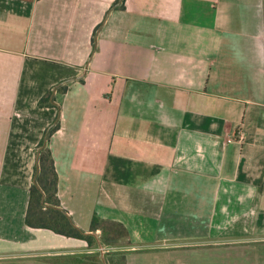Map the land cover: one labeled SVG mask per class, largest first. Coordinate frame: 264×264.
<instances>
[{
	"label": "crops",
	"instance_id": "crops-1",
	"mask_svg": "<svg viewBox=\"0 0 264 264\" xmlns=\"http://www.w3.org/2000/svg\"><path fill=\"white\" fill-rule=\"evenodd\" d=\"M116 1L0 0V264L103 247L25 222L56 124L55 208L123 264L264 263V0Z\"/></svg>",
	"mask_w": 264,
	"mask_h": 264
},
{
	"label": "trees",
	"instance_id": "trees-1",
	"mask_svg": "<svg viewBox=\"0 0 264 264\" xmlns=\"http://www.w3.org/2000/svg\"><path fill=\"white\" fill-rule=\"evenodd\" d=\"M123 7V5H121ZM60 90H66L65 88H60ZM53 90H50L46 95H44L39 102L41 107H53L51 101V96ZM59 128V124L52 126L47 132L44 138L42 139L40 146L44 145L45 139L47 141ZM52 174V179L49 177V174ZM36 183L31 187V198L29 203L28 212L26 215L25 222L28 226L33 228H47L51 229L54 232L68 237H76L88 241L90 246H93L96 243L95 237L90 234H85L79 229L75 228L69 217L65 214L64 211L57 209L55 207L60 206V200L58 199V173L55 167L54 159L48 147H44L39 152V164L36 168ZM45 196V197H44ZM43 198L46 199L52 208H49L48 211H44ZM57 223V226L50 225L47 223L48 217ZM63 225L69 227L70 231L65 232L60 227ZM104 225L118 226L125 233L126 237H129L128 231L125 226L121 223L114 221L102 220L99 217L95 216L92 219L91 230L97 231L104 228Z\"/></svg>",
	"mask_w": 264,
	"mask_h": 264
},
{
	"label": "rangeland",
	"instance_id": "rangeland-1",
	"mask_svg": "<svg viewBox=\"0 0 264 264\" xmlns=\"http://www.w3.org/2000/svg\"><path fill=\"white\" fill-rule=\"evenodd\" d=\"M38 149L41 151L43 149V146H40L39 144ZM49 177L52 179L53 176L51 173L49 174ZM43 205H44V209H46L44 211H48L49 208L53 207L48 202H46V199H44ZM47 217H48V221H47L48 224L57 226V223L54 222L50 218V216H47ZM70 222H72L73 224H76L74 220H70ZM58 227H60V229H62L65 232L70 231L69 227H66L63 225L61 226L58 225ZM94 234L97 237V239L95 237V240H98L102 243L104 250L98 247L96 256L88 255L87 264H111V263L112 264H123V260H124L123 254H124V250L128 246V238L126 237L122 229L119 228L118 226L104 225V228L100 229V231H95ZM247 253L249 255L247 254H244L245 256L241 255L242 258L244 257L246 258V260L244 261L245 264H257V258H258L257 255L249 251ZM102 255L105 256V259H104L105 262L100 258V256Z\"/></svg>",
	"mask_w": 264,
	"mask_h": 264
},
{
	"label": "water",
	"instance_id": "water-1",
	"mask_svg": "<svg viewBox=\"0 0 264 264\" xmlns=\"http://www.w3.org/2000/svg\"><path fill=\"white\" fill-rule=\"evenodd\" d=\"M121 2H122V0H119L114 6H113V8H115V7H117V6H119L120 4H121ZM88 67V64H87V66H86V68ZM86 74V71H85V73L82 75V76H84ZM51 101H52V103H54V104H56V102H55V100H54V93L52 94V96H51ZM46 145H47V139H45V142H44V145H43V148L44 147H46ZM36 181V180H35ZM34 181V183H36ZM43 203H44V198H43V201H42ZM72 223V222H71ZM73 224V223H72ZM73 226L75 227V228H77V229H79L76 225H74L73 224ZM80 230V229H79ZM86 234V233H85ZM87 234H89V233H87Z\"/></svg>",
	"mask_w": 264,
	"mask_h": 264
},
{
	"label": "built area",
	"instance_id": "built-area-1",
	"mask_svg": "<svg viewBox=\"0 0 264 264\" xmlns=\"http://www.w3.org/2000/svg\"><path fill=\"white\" fill-rule=\"evenodd\" d=\"M102 248V250H104V248L103 247H101Z\"/></svg>",
	"mask_w": 264,
	"mask_h": 264
}]
</instances>
